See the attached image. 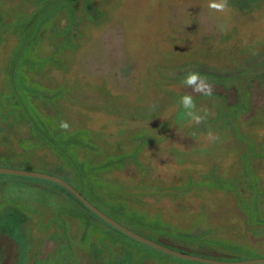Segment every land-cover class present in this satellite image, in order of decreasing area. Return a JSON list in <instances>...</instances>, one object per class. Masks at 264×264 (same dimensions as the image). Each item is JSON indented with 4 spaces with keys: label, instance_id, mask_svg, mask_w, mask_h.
Returning <instances> with one entry per match:
<instances>
[{
    "label": "rangeland",
    "instance_id": "obj_1",
    "mask_svg": "<svg viewBox=\"0 0 264 264\" xmlns=\"http://www.w3.org/2000/svg\"><path fill=\"white\" fill-rule=\"evenodd\" d=\"M56 2L68 0H0V158L72 176L10 98L33 20ZM208 2L71 0L33 34L16 73L46 126L79 134L97 202L220 242L211 250L224 257H239L227 245L264 257V0H228L227 14ZM189 72L215 87L193 94L215 116L191 127L179 107ZM0 264L192 263L119 235L49 181L0 174Z\"/></svg>",
    "mask_w": 264,
    "mask_h": 264
},
{
    "label": "trees",
    "instance_id": "obj_2",
    "mask_svg": "<svg viewBox=\"0 0 264 264\" xmlns=\"http://www.w3.org/2000/svg\"><path fill=\"white\" fill-rule=\"evenodd\" d=\"M70 2V3H69ZM57 5L54 6L53 9H51L48 13H39L37 15V18L33 21H35V28L33 31V34H35L36 31L39 30L41 25L44 23L45 20L48 19L50 16H54L56 13L55 11L57 10L58 7H70L71 5V0H68V3L66 2L61 4L60 2H56ZM70 12L72 16L70 17V25L73 23L74 19V10L73 8H70ZM32 34V37H30V41L34 39V35ZM29 41V42H30ZM29 42L25 45V51L23 50L19 54V58H17V63L20 60V62L24 63V57L27 53V49L29 46ZM18 63L17 66L14 68V76L11 79V95L10 98L12 99L13 103V109L18 110L21 114L29 117L32 121V132L34 135L40 140V142L47 144L48 146L52 147L53 150H55L58 155L60 156L63 164L69 167V169L72 171V176H67L63 175L59 171H47V170H41L39 169L38 171L48 173V174H53L58 177L63 178L64 180L68 181L71 185H73L79 192H81L92 204H94L97 208L105 212L107 215L118 221L119 223L128 226V228L134 230L135 232L153 240L156 242H159L165 246H168L172 249L178 250L180 252L188 253V254H193V255H198L204 258H211L215 260H220V261H226V262H237V261H245V260H251V259H256V258H264V257H257V255L248 250H242L239 247L235 246H229L227 245V249H232L233 250V255H238L239 257L234 259V258H229V257H224L222 254H220L217 251L211 250L215 244L221 245L220 242L216 243L213 242L214 240L208 239V238H202L201 235L197 236H191L187 233H180L174 230H166L164 229L163 226L157 229L156 226L154 225H144L142 221H144L143 218L140 216L135 215V218L131 216V214L124 212H120V209L115 208L116 212H112L110 208L106 207L100 202H97L93 197H92V190H90L91 186L87 182H89L90 176H91V171H93L95 168H88L86 169L85 167V162L80 159V152L76 151V148L80 145L78 136L79 134L77 133H68L64 130L58 129L56 131L51 130L48 126L44 124V122L39 118L35 111V106L32 104L31 96L32 93L34 94V89L33 86H30L26 81L25 77L17 75L16 72H18V69H20V64ZM9 98V99H10ZM76 144V145H74ZM90 144V143H89ZM81 149V148H80ZM108 163H112V159L107 160ZM107 166H110L107 164ZM0 167H9V168H15V169H23V170H28V169H33L30 168L27 165H14L12 162L9 161L8 158L2 157L0 158ZM52 185L59 186L58 184L49 182ZM86 183L88 186H86ZM61 187V186H59ZM65 192H68V194L75 199L81 206H83L85 209H87L74 195L71 194V192L67 191L65 188L61 187ZM89 188V190H88ZM94 194V192H93ZM111 208H114L113 206H110ZM118 209V210H117ZM88 214L92 215L93 217L97 218L99 221H101L103 224H105L107 227H109L111 230L115 231L119 235L136 242L140 246L145 247L146 244H142L141 242H138L127 235L123 234L122 232L118 231L117 229L113 228L112 226H109L106 222H104L102 219H100L98 216H96L94 213L89 211L87 209ZM145 222V221H144ZM156 227V228H155ZM193 243L195 244L194 247H190L188 245H185L187 243ZM185 243V244H184ZM226 246V245H225ZM147 249L152 250L158 254L164 255L168 258H172L178 261H184L192 264H201V263H196V262H191V261H185L179 258H175L173 256L167 255L161 251H158L154 248H151L149 246H146Z\"/></svg>",
    "mask_w": 264,
    "mask_h": 264
},
{
    "label": "water",
    "instance_id": "obj_3",
    "mask_svg": "<svg viewBox=\"0 0 264 264\" xmlns=\"http://www.w3.org/2000/svg\"><path fill=\"white\" fill-rule=\"evenodd\" d=\"M0 174L38 178V179H43V180L58 184L59 186L65 188L67 191L71 192V194L74 195L87 209H89V211H91L96 216H98L100 219H102L104 222L109 224V226H112L113 228L117 229L118 231L122 232L128 237L138 242H141L144 245L146 244V246L154 248L167 255H170V256H173L179 259L193 261L197 263L199 262L203 264H264V258H256V259L237 261V262H234V261L226 262V261H220V260H215L211 258H204L198 255L180 252L178 250L165 246L159 242L153 241L135 232L134 230L128 228V226L126 227V225L119 223L118 221H116L115 219L107 215L105 212H103L102 210L97 208L94 204H92L81 192H79L68 181L56 175L39 172V171H30V170L15 169V168H9V167H0Z\"/></svg>",
    "mask_w": 264,
    "mask_h": 264
},
{
    "label": "clouds",
    "instance_id": "obj_4",
    "mask_svg": "<svg viewBox=\"0 0 264 264\" xmlns=\"http://www.w3.org/2000/svg\"><path fill=\"white\" fill-rule=\"evenodd\" d=\"M207 8L219 14H227L230 10L228 0H209ZM182 84L185 88H190L191 93L185 92L179 100V107L182 109V116L189 127L199 125L206 121L208 117L215 116V113L208 108H197L193 94H199L204 97H211L214 93V85L209 83L207 77L198 72H189L183 79ZM61 130L67 131L70 125L66 121L59 124ZM204 139L212 142L218 139L213 133L207 132Z\"/></svg>",
    "mask_w": 264,
    "mask_h": 264
}]
</instances>
